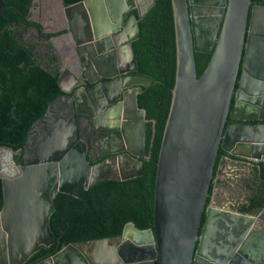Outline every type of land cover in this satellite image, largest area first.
<instances>
[{
	"label": "water",
	"instance_id": "obj_1",
	"mask_svg": "<svg viewBox=\"0 0 264 264\" xmlns=\"http://www.w3.org/2000/svg\"><path fill=\"white\" fill-rule=\"evenodd\" d=\"M216 2L213 14L209 5L170 0L175 68L155 163L152 228L127 221L116 240L62 247L56 242L54 254L34 264H264V207L255 217L205 206L219 149L258 163L264 174V0ZM153 3L81 0L66 5L68 12L80 6L85 19L78 29L68 23L75 56L58 69L60 94L29 125L25 142L31 132L37 135L28 149L31 158L19 166L12 155L22 150L0 145L1 264H22L39 246L54 243L47 214L55 193L70 192L86 177L79 185L82 198L100 180L141 174L147 158L145 112L136 96L151 80L132 74L131 43L139 31L137 18L126 16L136 8L141 18ZM11 6L0 0V11ZM96 15L102 18L97 21ZM83 26L86 37L77 39ZM194 52L208 55L198 76ZM49 118L53 121L41 130ZM84 130L95 135H90L92 146L86 140L84 149L68 148L70 137ZM99 142L97 155L92 148Z\"/></svg>",
	"mask_w": 264,
	"mask_h": 264
},
{
	"label": "trees",
	"instance_id": "obj_2",
	"mask_svg": "<svg viewBox=\"0 0 264 264\" xmlns=\"http://www.w3.org/2000/svg\"><path fill=\"white\" fill-rule=\"evenodd\" d=\"M32 0H2L12 5L0 11V145L18 148L29 125L43 114L47 104L60 94L57 70L51 71L26 42L23 33L37 24L26 20ZM71 4L79 0H63ZM252 3L261 0H251ZM18 9L22 14L17 12ZM139 36L131 43L137 75L151 81L136 96L137 107L145 112L144 154L141 174L125 180L103 179L87 189L83 198L58 192L49 216V231L61 234L59 246L85 238L97 222L109 228L105 235L119 234L123 224L152 228V193L156 158L168 111L174 80L175 48L170 0H155L145 15L137 20ZM38 27V26H37ZM208 55L194 52L196 75L204 68ZM54 61L51 56L47 59ZM46 63V62H45ZM47 64V63H46ZM224 152L216 154L213 175ZM258 175L264 178L259 170ZM210 182L205 204L209 201ZM108 200L116 202L106 206ZM239 202V201H238ZM240 203V202H239ZM235 204L242 211H254L264 204V195L249 198L247 206ZM109 220L108 223L104 222ZM155 264V262H154Z\"/></svg>",
	"mask_w": 264,
	"mask_h": 264
},
{
	"label": "flooded vegetation",
	"instance_id": "obj_3",
	"mask_svg": "<svg viewBox=\"0 0 264 264\" xmlns=\"http://www.w3.org/2000/svg\"><path fill=\"white\" fill-rule=\"evenodd\" d=\"M79 1H81V0H79ZM193 1H196L197 3H200L202 5H206V6L209 5L207 7V11H209L210 9H213V14L217 13V10H215V9H216V7H218V4H216L217 3L216 1H218V0H193ZM76 2H78V1H76ZM261 3H262V0L259 2H256V4H261ZM71 4H73V3H71ZM140 4H142V3L140 2ZM66 5H69V4H66L63 0H32L31 4L29 5L28 13L26 16V20H29V21L37 24L38 27L34 26V25L28 26L23 33V38L26 40V42L33 44L34 51L37 53L38 57L40 59H42V61L44 63L42 65L45 66L46 68L50 69L51 71H53L54 69L58 71V69H60L61 66L64 65L65 61H67L70 57L75 56L74 46L71 43L72 36L70 33L67 32L68 23L74 24V28L76 26V28L78 29L79 26L81 28L82 22L85 19L84 14L82 13L80 6L74 8V9H71L68 12L65 9ZM210 6H212V7L209 8ZM148 9H147V11H148ZM131 14H133L137 18V20L141 19L145 15L144 14L141 18H138L136 8L130 9L128 11V14L126 17H128ZM75 15H78V17H75ZM98 16L101 17V15H98ZM98 16L97 15L95 16V19L97 21L99 20ZM86 28H87V26L82 27V34L78 33V35H81V36H77V39L82 40L86 37V34H87ZM51 56L54 57V61L49 62L47 59ZM132 74H135V73L132 72ZM236 88L237 87H235V89ZM56 97H58V95ZM82 99L86 100V97L83 96ZM58 104H59V102L57 101L55 103V106H57ZM82 109H84V107L79 105L78 106L79 112H81L80 110H82ZM79 115L80 114H78V116ZM52 121L53 120L49 118V120L46 121V123L43 125L42 128H41L42 123H39V125L37 127H35V129L39 130V128H41V130H43L44 128L47 127V124L51 123ZM228 121L229 120H227V122ZM82 126L80 125V127L82 129H85ZM26 134H27V132H26ZM90 135L95 137L94 134L90 133ZM90 135L89 134L86 135L85 130L79 136L73 135L72 137H70V139L68 141V144L70 143V146L68 148H71L73 146L72 149H77V150L84 149L85 144H86L84 141H86V140H88V144L90 146H92V144L89 140L91 138ZM36 136L37 135L34 132H31L28 136L27 141L25 142V139H24V142L18 147L22 151H20L18 153H13L12 158H13V161L15 164L21 166V165H23L22 162H25L27 159L31 158V154L29 153L28 149L34 143ZM25 138H26V136H25ZM101 142H104V144H106L107 142H109V138L105 139V141H101ZM101 142H99L100 144H98L92 148V150L97 155H99L101 145H103V143H101ZM71 143L73 145H71ZM111 145H113V144H111ZM3 146H6V145H3ZM18 148H16V149H18ZM105 148L109 150V148H107V147H105ZM224 158L228 159V160H232V161L235 160L238 163H242L244 166H245V164H247V167L245 166L246 172H244V174L246 175L245 179L241 182V184H239L240 185L239 188L242 189V191L244 192L243 193L244 195L237 194L235 196V198H236L235 200H237V201L234 200L235 202L231 205V209H226V208H224V209L230 210V211H236L239 213H245V214L253 215L256 217L260 213L261 209L264 207V204L259 209L256 208L254 211H248V212L242 211V210L240 211L237 208H235L234 205L240 202L239 204H243L244 206H247V202H249L250 197L256 198L257 196H259L261 194L264 195V178H262L258 175L259 170H261V173L263 174V170L261 168V165H259L258 163H251V162H247V161L242 160V159L234 158L232 156L228 157L225 154L223 155L221 160ZM215 175L212 176V179H211V183H212L211 193H210L209 201L207 202V204H205V206H207L209 204L213 205V187H214L213 179H214ZM85 180H86V177H85L84 181H83V179L78 180L77 183L70 189V192H62V193L72 195L73 197L81 198L80 197V191H79V185L85 184ZM225 184L229 185L230 183L225 182ZM87 189L85 190L82 198L85 196ZM55 194H54V196H55ZM54 196L52 197V206H51V208L47 214V217H48L47 226H48V228H49V216L48 215L50 214V211L54 206V203H53ZM239 198H242L243 201H239ZM2 203H3V197H2L1 178H0V209L2 207ZM106 203H107L106 206L114 207V204L116 202H113L112 200H108V202H106ZM220 208H222V207H220ZM104 222L108 223V226H110L109 220H105ZM101 225H102L101 221L97 222V224H95L93 226L91 231L85 235V238L78 239L75 241H70L69 243H80L81 241H87V240L99 239V238H107V237L111 238L112 240L117 239L118 234L105 235L104 234L105 231L108 230L109 228L106 229ZM258 228H259V225L256 222L255 226H254V230H256ZM101 232H104L103 235L101 234ZM61 236H62L61 234L56 235V238H54L52 236V238L54 240L53 244H51L49 247L39 246L38 249L35 252H33L26 259V261L22 264H34V263H36L34 261L40 257H45L46 255L52 256L55 252L53 250H54V247L56 245V242H58L60 244ZM227 239L228 238L225 237L223 240H227ZM67 244L68 243L63 244V245H61V247L65 246ZM245 244H247V241L245 242ZM0 259H1V257H0ZM0 264H1V262H0ZM139 264H149V263L148 262H140ZM153 264H154V262H153ZM258 264H263V263L258 262Z\"/></svg>",
	"mask_w": 264,
	"mask_h": 264
},
{
	"label": "crops",
	"instance_id": "obj_4",
	"mask_svg": "<svg viewBox=\"0 0 264 264\" xmlns=\"http://www.w3.org/2000/svg\"><path fill=\"white\" fill-rule=\"evenodd\" d=\"M245 166L247 167V164H245ZM242 163H238L237 161H232V160H228V159H222L221 162L218 165V171L217 174L215 175L214 179H213V205L217 206V207H222V208H226V209H231V205L237 201L235 200V197H232V193L229 195L227 194V196L224 198L226 201H223L222 197H221V190H225V186H227V184H225V182L232 181L231 184H241V182L243 181V177L246 176L245 174H243L246 171V168ZM230 167L234 168V172H230ZM228 178V179H227ZM239 178V179H238ZM227 179V181H226ZM235 180H237L235 182ZM244 193V192H243ZM244 195V194H242ZM235 200V201H234ZM239 201H243L242 198L239 199Z\"/></svg>",
	"mask_w": 264,
	"mask_h": 264
},
{
	"label": "rangeland",
	"instance_id": "obj_5",
	"mask_svg": "<svg viewBox=\"0 0 264 264\" xmlns=\"http://www.w3.org/2000/svg\"><path fill=\"white\" fill-rule=\"evenodd\" d=\"M230 172H229V174L231 173V172H234L235 170H234V168H232V167H230ZM246 172V171H245ZM244 174V173H243ZM228 179V178H227ZM227 179H226V181H227ZM239 179V178H238ZM245 179V176L243 177V180ZM237 180H235V182H236ZM231 182L232 181H229V185H227V186H225L224 188H225V190H221L222 192H221V197H222V199H223V201H226L224 198L227 196V194H231L232 193V195L231 196H233V197H235L237 194H239V195H242L243 194V191H242V189L241 188H239V184H237V183H235V184H231ZM240 199V198H239Z\"/></svg>",
	"mask_w": 264,
	"mask_h": 264
},
{
	"label": "clouds",
	"instance_id": "obj_6",
	"mask_svg": "<svg viewBox=\"0 0 264 264\" xmlns=\"http://www.w3.org/2000/svg\"><path fill=\"white\" fill-rule=\"evenodd\" d=\"M34 122V121H33Z\"/></svg>",
	"mask_w": 264,
	"mask_h": 264
}]
</instances>
